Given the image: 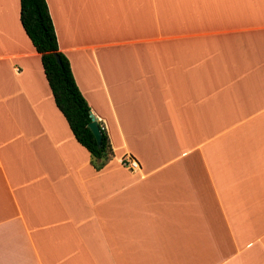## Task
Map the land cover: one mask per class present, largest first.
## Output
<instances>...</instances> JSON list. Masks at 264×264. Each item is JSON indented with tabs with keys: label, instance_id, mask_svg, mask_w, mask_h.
I'll use <instances>...</instances> for the list:
<instances>
[{
	"label": "crops",
	"instance_id": "crops-1",
	"mask_svg": "<svg viewBox=\"0 0 264 264\" xmlns=\"http://www.w3.org/2000/svg\"><path fill=\"white\" fill-rule=\"evenodd\" d=\"M45 2L113 155L0 0V264H264V0Z\"/></svg>",
	"mask_w": 264,
	"mask_h": 264
},
{
	"label": "trees",
	"instance_id": "trees-1",
	"mask_svg": "<svg viewBox=\"0 0 264 264\" xmlns=\"http://www.w3.org/2000/svg\"><path fill=\"white\" fill-rule=\"evenodd\" d=\"M18 18L25 35L39 54L43 74L53 102L64 117L75 140L89 153V161L100 169L113 151L100 121V143L97 144L87 127L89 107L73 79L67 58L58 51L55 33L45 0H18ZM54 54L59 62H56Z\"/></svg>",
	"mask_w": 264,
	"mask_h": 264
},
{
	"label": "water",
	"instance_id": "water-1",
	"mask_svg": "<svg viewBox=\"0 0 264 264\" xmlns=\"http://www.w3.org/2000/svg\"><path fill=\"white\" fill-rule=\"evenodd\" d=\"M54 56H55L56 62H59L57 55L54 54ZM89 115H90V121L87 123V127L89 128L90 132L92 133V135H93V137L95 139V142L97 144H99L100 143L101 134H100V129H99L97 120L90 113H89Z\"/></svg>",
	"mask_w": 264,
	"mask_h": 264
},
{
	"label": "built area",
	"instance_id": "built-area-1",
	"mask_svg": "<svg viewBox=\"0 0 264 264\" xmlns=\"http://www.w3.org/2000/svg\"><path fill=\"white\" fill-rule=\"evenodd\" d=\"M123 165L129 169H133L136 166V163L134 160H129L128 162L123 160Z\"/></svg>",
	"mask_w": 264,
	"mask_h": 264
}]
</instances>
